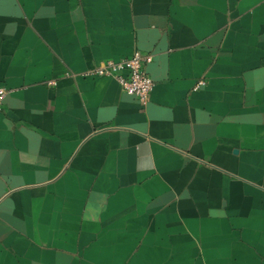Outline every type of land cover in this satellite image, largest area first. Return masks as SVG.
I'll list each match as a JSON object with an SVG mask.
<instances>
[{"label": "crops", "instance_id": "obj_1", "mask_svg": "<svg viewBox=\"0 0 264 264\" xmlns=\"http://www.w3.org/2000/svg\"><path fill=\"white\" fill-rule=\"evenodd\" d=\"M0 85V264H264V0H0Z\"/></svg>", "mask_w": 264, "mask_h": 264}, {"label": "built area", "instance_id": "obj_2", "mask_svg": "<svg viewBox=\"0 0 264 264\" xmlns=\"http://www.w3.org/2000/svg\"><path fill=\"white\" fill-rule=\"evenodd\" d=\"M152 60V53L135 49L129 57L119 60L108 59L90 69L89 73L113 76L124 92L136 96L144 102L151 91L154 81L146 70V65ZM203 81H198L195 88ZM8 89L0 85V109Z\"/></svg>", "mask_w": 264, "mask_h": 264}]
</instances>
